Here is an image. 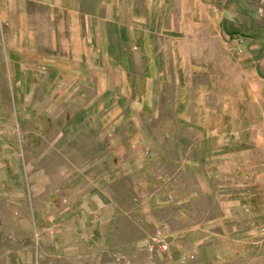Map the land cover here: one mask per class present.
Listing matches in <instances>:
<instances>
[{"label": "crops", "instance_id": "0c3cea01", "mask_svg": "<svg viewBox=\"0 0 264 264\" xmlns=\"http://www.w3.org/2000/svg\"><path fill=\"white\" fill-rule=\"evenodd\" d=\"M234 13L0 0V264H264V31L236 72Z\"/></svg>", "mask_w": 264, "mask_h": 264}, {"label": "rangeland", "instance_id": "374dc122", "mask_svg": "<svg viewBox=\"0 0 264 264\" xmlns=\"http://www.w3.org/2000/svg\"><path fill=\"white\" fill-rule=\"evenodd\" d=\"M227 4L234 7L235 13L230 17L224 15L222 19L220 18L224 24V31H222V34L224 32L232 35V32H235V38L239 40L235 44V50L238 54L235 61V71L237 72L243 65L242 34L245 30H248L246 28L249 27L252 28V32L256 33V37L258 36V26L261 28V31H264V0H219L220 8H226ZM261 36H264V33H262ZM261 96L264 97V94ZM222 97L223 95H220V98ZM262 105H264V102ZM261 111H263L264 115V107Z\"/></svg>", "mask_w": 264, "mask_h": 264}, {"label": "built area", "instance_id": "2783aa9c", "mask_svg": "<svg viewBox=\"0 0 264 264\" xmlns=\"http://www.w3.org/2000/svg\"><path fill=\"white\" fill-rule=\"evenodd\" d=\"M264 230V229H263ZM158 242L161 243V237H158Z\"/></svg>", "mask_w": 264, "mask_h": 264}]
</instances>
